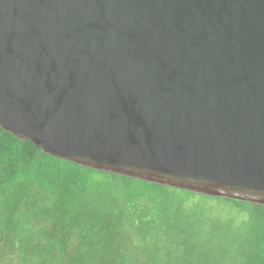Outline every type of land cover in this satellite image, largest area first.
Masks as SVG:
<instances>
[{
	"label": "water",
	"instance_id": "obj_1",
	"mask_svg": "<svg viewBox=\"0 0 264 264\" xmlns=\"http://www.w3.org/2000/svg\"><path fill=\"white\" fill-rule=\"evenodd\" d=\"M0 126L93 169L264 205V0H0Z\"/></svg>",
	"mask_w": 264,
	"mask_h": 264
},
{
	"label": "trees",
	"instance_id": "obj_2",
	"mask_svg": "<svg viewBox=\"0 0 264 264\" xmlns=\"http://www.w3.org/2000/svg\"><path fill=\"white\" fill-rule=\"evenodd\" d=\"M0 264H264V205L93 169L0 126Z\"/></svg>",
	"mask_w": 264,
	"mask_h": 264
},
{
	"label": "rangeland",
	"instance_id": "obj_3",
	"mask_svg": "<svg viewBox=\"0 0 264 264\" xmlns=\"http://www.w3.org/2000/svg\"><path fill=\"white\" fill-rule=\"evenodd\" d=\"M195 200L196 201H200L201 199H200L199 196H196ZM205 204L207 206H211L212 207V211H213L212 213H215V214H221L223 216L228 217L229 215H226V214H229L230 211L231 212L235 211V213L238 216V219L242 216V213L238 209H235V206L232 203H229V202H226V201L219 202L217 200H209Z\"/></svg>",
	"mask_w": 264,
	"mask_h": 264
}]
</instances>
